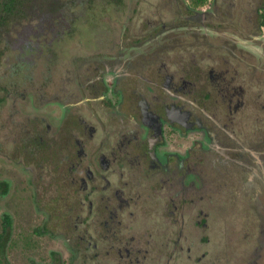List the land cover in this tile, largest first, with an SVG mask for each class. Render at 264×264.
I'll list each match as a JSON object with an SVG mask.
<instances>
[{"label":"flooded vegetation","instance_id":"obj_1","mask_svg":"<svg viewBox=\"0 0 264 264\" xmlns=\"http://www.w3.org/2000/svg\"><path fill=\"white\" fill-rule=\"evenodd\" d=\"M225 1L220 12L217 0L190 5L168 35L156 22L143 44L106 56L101 68L81 67L86 76L79 74L71 89L63 82V98L51 95L60 108L58 124L41 115V128L24 132L23 146H17L36 157L47 151L52 160L53 183L41 192L43 203L34 188L43 224L27 234L28 242L52 229L67 245V264L264 263V228L258 246L241 256L244 249L229 247L238 240L234 215L227 211L235 203L218 202L228 181L237 184L233 198L256 184L264 189V132L239 130L236 118L248 100L264 96V81L261 89L249 88L264 72V2L247 0L241 14L237 0ZM184 36L190 38L178 48L189 54L171 58L170 45ZM149 49L155 57L151 51L140 54ZM26 167L42 178V164ZM10 189L9 182L1 194L10 219L0 247L6 264Z\"/></svg>","mask_w":264,"mask_h":264},{"label":"rangeland","instance_id":"obj_2","mask_svg":"<svg viewBox=\"0 0 264 264\" xmlns=\"http://www.w3.org/2000/svg\"><path fill=\"white\" fill-rule=\"evenodd\" d=\"M224 1L217 0V12L222 10ZM237 2L240 4L242 11L239 12L242 14L246 11L247 0H237ZM54 3L57 6V2ZM55 4L52 5L55 6ZM224 4V10H226L228 1ZM208 5L204 4L202 7ZM191 6L190 0H77L74 5L72 4L68 17L63 21V28L59 25L58 19H52L49 23H44L40 31L32 29L27 32L24 29H16L9 34L8 47L0 64V98H5L0 101V180L11 183V210L13 211H11L12 236L6 246V259L9 264H67L69 254L67 245L57 239L55 233L48 232L52 229L44 232L32 243L28 242L27 234H30L35 226L37 228L43 224L41 210L39 212L34 206V188L39 191L40 202L43 203L44 195L41 192L49 191L53 182L50 170L52 160L47 151L39 153L36 157L30 153L25 155L17 148L23 143V137L26 135L24 132L31 134L34 130L40 129L41 115L45 116L51 125L58 124L57 116L60 108L51 100V95L57 93L63 98L64 93L60 91L63 82L66 88L71 89L74 79L79 74L86 76L81 67L99 66L101 68L100 64L102 60L107 59L106 56L116 55L121 51L126 52L131 46H140L150 37L149 34L153 33L150 30L156 22L159 23L156 28L160 29L162 34L168 35L167 30L172 27L171 25L182 19V10L187 11V7ZM235 12H237L236 9ZM177 13L180 15L176 16ZM70 15L77 18L69 25ZM159 17H161L160 21L157 19ZM23 24L25 27L26 22ZM141 32L145 35H139ZM26 35L29 36L28 39ZM189 38V36L178 38L177 42L175 41L176 44L170 45L171 58L180 54H189L187 51L183 52L182 48H178V45ZM215 41L218 42L216 38ZM155 51V49H149L140 54L146 56L150 53V56L155 57ZM158 55L160 56L159 52ZM250 60H254L253 56H250ZM90 70L96 74L93 68ZM260 74L258 79H254L249 85L251 90L262 88L260 81L262 83L264 81V72ZM111 75L106 74V77L111 78ZM41 84H43V90L40 89ZM6 88L11 90V96L6 95ZM263 90L262 88L259 92ZM46 98H49L48 102L40 104L41 99ZM262 103L264 104V96L254 101L248 100L238 110L236 118L238 117L241 121L238 122L239 130L264 132V106L260 105ZM258 117L262 122L256 124L255 118ZM242 123L245 125L243 126ZM43 125L41 130L44 129ZM41 132L44 135L47 133ZM61 133L62 131L59 136L63 139L64 136ZM25 163L26 165L42 164L43 167L39 169L43 174L42 178L40 180L36 178L38 173L30 174ZM241 177L244 185L247 182L246 176L241 175ZM228 183L229 188L219 190L224 193L223 196H218V202L220 206L229 205L232 201L235 203L233 210L229 208L227 211H232L234 215L237 231L235 236L238 240L230 241L229 247L244 249L242 253L239 252L242 256L249 249L252 250L253 247L258 246V239L261 237L260 229L264 228V189H259V184H256V187L251 188L245 195H237L233 198L232 194L236 192L234 188L237 184L230 186V181ZM232 199H236V202ZM7 204L4 195L0 194V237L4 235L3 211ZM54 231L57 230L54 229ZM219 234L221 237V232ZM217 247L222 252L225 249V243ZM2 251L0 264H6L5 250ZM250 253L252 256L253 252L250 251Z\"/></svg>","mask_w":264,"mask_h":264},{"label":"trees","instance_id":"obj_3","mask_svg":"<svg viewBox=\"0 0 264 264\" xmlns=\"http://www.w3.org/2000/svg\"><path fill=\"white\" fill-rule=\"evenodd\" d=\"M204 1L205 0H190V5H192V7L199 6ZM54 2H57V6ZM76 2L77 0H0V64L5 50L8 47L7 38L11 32L16 31V29H24L27 32L32 29L40 31L44 23H49L52 19H58L59 25L62 27L64 19L68 17L70 13V7ZM52 4H55V6ZM76 18L74 15H70L68 19L69 25L73 23ZM24 22H26L25 27L23 24ZM66 29H69V27ZM28 38L29 36L26 35V39ZM3 98L4 97H1L0 101H2ZM7 190L8 183L5 180H0V194H4ZM9 222V217L5 216L3 220L4 230ZM0 239L2 241H0L1 247L4 246L7 239L6 234L0 237Z\"/></svg>","mask_w":264,"mask_h":264},{"label":"bare ground","instance_id":"obj_4","mask_svg":"<svg viewBox=\"0 0 264 264\" xmlns=\"http://www.w3.org/2000/svg\"><path fill=\"white\" fill-rule=\"evenodd\" d=\"M46 39V38H45ZM43 43H44V41H43ZM37 57V56H36ZM4 64V63H3Z\"/></svg>","mask_w":264,"mask_h":264}]
</instances>
